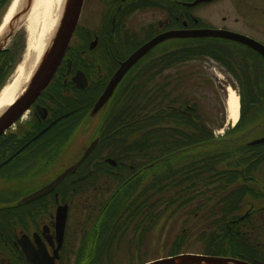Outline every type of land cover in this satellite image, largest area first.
<instances>
[{"label": "flooded vegetation", "instance_id": "flooded-vegetation-1", "mask_svg": "<svg viewBox=\"0 0 264 264\" xmlns=\"http://www.w3.org/2000/svg\"><path fill=\"white\" fill-rule=\"evenodd\" d=\"M210 7L213 9L208 14L212 17L203 14ZM169 31H212L218 35L163 40L126 73L120 84L148 54L161 56L189 50L201 54L198 60L211 59L214 73L203 71L199 76L209 74L211 84L236 85L240 92L246 91L252 107V114H248L263 121L264 0H84L79 20L49 83L30 104L21 124L0 136V264H70L72 243L80 235V231H74V222L71 224L74 196L84 202L76 211L77 221L84 220L77 226L83 225L85 235L81 243H74L80 245L75 264H92L105 256L113 260L119 254L117 250L112 253V248L125 240L136 250L139 243L143 246L141 253H149L148 237L153 233L150 205L157 194L151 184L154 174L147 173V193L136 204L107 206L119 192L122 177L128 182L140 176L135 163L140 160L122 158L114 145V132L110 135L116 113L109 108L117 89L95 115L91 116V111L121 63L142 45ZM181 64H162L151 73L157 80L163 74L162 80L170 78L173 83L177 78L176 82L181 83ZM218 70L224 75L222 81L217 77ZM243 109L242 103V116L247 120ZM227 125L229 129L236 127L230 120ZM90 129L92 138L87 134ZM84 136L86 142H82ZM95 140L92 152L74 173L54 189L25 200L78 163ZM151 165H145L147 172ZM109 177L115 183L106 187L104 178ZM114 202L119 203L118 199ZM64 206L67 221L60 242L58 213ZM87 206L90 210H86ZM249 215L250 211H246L243 216ZM204 219L196 225L199 231L189 241L203 236L200 224L206 223ZM241 233L248 237L242 229ZM73 235L76 239L69 240ZM106 244L114 245L102 255L100 247ZM248 260L257 261L253 257Z\"/></svg>", "mask_w": 264, "mask_h": 264}, {"label": "trees", "instance_id": "trees-1", "mask_svg": "<svg viewBox=\"0 0 264 264\" xmlns=\"http://www.w3.org/2000/svg\"><path fill=\"white\" fill-rule=\"evenodd\" d=\"M11 2L12 0H0V24ZM24 36V33L17 32L12 39L11 46L0 53V92L21 60L22 51H24L25 47ZM200 55L189 50H180L179 52L166 53L161 56L148 54L128 75V78L118 86L111 107L116 114L112 117L111 126L114 130L110 135L114 132V145L121 152L122 158L129 157L132 161L140 160L139 163L135 162L136 167L140 169V176L137 175L132 180H128V182H125L124 177H122L119 192L116 193L107 206L119 207V204L121 208L130 206L145 196L148 190L147 173L149 172L154 174V179L151 183L152 188L157 192L154 195V199L163 198L170 190L179 193L178 189L181 188L182 193H177V197L174 198L177 201L184 198L188 201L190 198H194V196H188L189 193L186 194L185 191L195 192L201 186L209 185L210 183L217 184L218 180L223 184L226 180L229 181L239 174L237 170H232L229 173L221 170L214 171V168L220 165V160L229 158L228 155H225V152H231V150H235V147H226L222 150L213 149L196 154V151L201 148L211 149L214 147L212 142L216 139L212 135V130L209 129L208 120L201 115L200 109L194 103L178 101L180 94L175 93V97L173 99L170 98V91L176 87L177 78L172 83L170 78L162 80L163 76H160V80H157V76L151 73L152 69L161 67L162 64L176 62L177 56H180L177 62L182 63L197 60ZM145 81L149 82L146 83ZM181 88L182 86L178 87L179 90ZM251 119L252 121L249 125L253 126L257 120H253V117ZM247 121L242 116L236 128L227 131L229 132L227 135H231V139H228L229 142L233 141L236 144H242L238 141L242 139L240 134L246 132L245 124ZM137 135L138 137H136ZM245 148L250 149L251 147L247 145ZM203 156L210 157V159L205 160L206 158H203ZM245 157L252 159L249 160L250 164L254 161L260 165L264 158V149L255 153L252 151V157H249V152L246 151ZM148 162L152 163V165L147 172L145 165ZM137 181H139V185L136 188ZM224 187L226 186H221L220 188ZM239 188L236 189L243 191L247 187L240 188L241 190ZM255 189L250 185L248 190L245 191V197L242 196L243 194H240V196L232 194L229 197L226 196L220 203L219 201L214 202L221 205L219 210H222L220 215L225 216L224 226L223 229L218 227V236L216 237L214 230H212V233H203L202 237L206 236V241L204 242V251L206 253L214 252L216 255L233 256L242 259L253 257L264 262L261 255L262 251H256L254 246L251 245L256 241L253 235L250 236L253 238L251 239L249 237L250 234L247 232L248 237L241 233L240 225L236 223L237 214L246 210L247 197L251 196V198H254L253 194L255 192L253 190ZM199 193L202 194V192L197 191V194ZM114 199H118L119 203L114 202ZM255 199L258 200L259 197H255ZM187 201L184 200L182 205L187 204ZM160 204L158 203L156 206ZM168 206L180 207L181 204L179 205V202L175 201L174 203L172 201ZM250 207L257 209L254 205L247 208ZM255 211L262 212L261 209ZM162 214H165V210L164 213H159V211L156 214L154 213L152 218L154 225L162 218ZM209 221L210 226L208 228H212L215 220L211 217L209 218L208 215L204 222L208 223ZM184 230L175 238L169 254L183 251L186 242L193 236L192 231ZM109 247L110 244L109 246L108 244L101 246V254L105 255ZM105 257H98L91 263L106 264L109 257L106 259Z\"/></svg>", "mask_w": 264, "mask_h": 264}, {"label": "rangeland", "instance_id": "rangeland-1", "mask_svg": "<svg viewBox=\"0 0 264 264\" xmlns=\"http://www.w3.org/2000/svg\"><path fill=\"white\" fill-rule=\"evenodd\" d=\"M21 4L16 9V14L19 11H21ZM31 8L32 7L27 9L23 15H20L19 17H17V20L14 21L13 18H11L9 21L10 23H14L17 25L18 32H22L25 34L24 36L25 47L23 49L24 51H22L21 60L16 66V69L14 73L12 74L13 76H11L10 79L8 80L7 85L10 82H12L16 76H18L20 72V67L24 64H27V62L30 61L28 60L30 59V50H29L30 45L31 43L32 44L34 43L36 39V35H39L41 33V27L43 26V23H44L42 8L40 9L41 12L37 17L32 16ZM212 9L213 8L210 7L203 14L207 16H211L208 13H211ZM6 15L7 14H5V16ZM47 37L48 36H46V38ZM51 37L52 35L49 34L48 41L51 40ZM12 39L13 37L7 41V45H6L7 47L11 46ZM179 59H180V56H177L176 62ZM211 64L212 63H211L210 58L208 59L202 58L200 60L197 59V60H192L190 62H187V61L183 62L180 68L183 74L182 75L183 81L181 83H177L176 87L171 89L170 98L173 99L175 97V93L180 94L178 101L182 103L183 101H189V102L194 103V105H196L200 109L201 115L206 120H208V126L210 127L209 129L212 130V135H214L216 139L212 142L213 143L212 145L214 147L211 149L201 148L198 151H196V154H201L202 151L207 152L213 149L222 150V149H225L226 147L227 148L235 147V150H231V152H228V151L225 152V155H228L229 158L220 160V165L217 168L215 166H212V167H215L214 171L221 170L225 173H229L232 170H237L239 174H237L235 178H232L229 181L226 180L225 182H223V184H221V181L218 180L217 184L210 183L209 185L199 187L200 189L198 188L199 190L197 189V191L202 192V194L200 193L197 194V191L195 192L185 191L186 194L189 193L188 196H194V198H190V200L188 201L185 198L180 201L175 200L174 198L177 197L176 195L178 192H175L173 190H170L168 193H166V196H164L163 198L161 199L157 198L156 200H154V202L151 203L150 205V209L152 210L153 216L156 211L164 213V210H165L166 213L164 215L162 214L164 217L162 216L163 218H161L157 222L158 226H157V223L155 225L153 224V220L151 221V225L153 227L152 229L153 233L151 234V236L148 237L149 253H147L146 250L145 252L143 251V253H141L140 248L143 246H141L139 243L137 244V246H139L138 248L139 250L138 249L136 250V247L134 244L129 246L128 242L125 240L121 244L118 242L119 247L112 248L111 250L112 253H114V251L117 250V254H119V256L114 258L113 260L111 259V257L109 258L105 257V259L107 258L108 260L106 264H141L142 262H145V261H151V260H155L161 257H165L166 254H169L170 247L172 246L175 238L178 236V234H180L182 230L185 229L188 231H192L191 233H194V232L197 233L199 229L198 228L195 229L196 225L202 222L201 221L202 219L204 218L206 219L208 215L211 216L213 220H215V223L213 224L212 228H208L210 221L208 223L200 224V226L202 225L201 231H204L206 234V233H212V230L214 229L215 233H217V231L219 230L218 227L223 229V226H224L223 222H224V217H225V216L220 215V212L222 210H219V207L221 206L219 203L224 198H226V196L229 197L232 194H235L238 196H240V194H243L242 196L245 197L246 196L245 191L248 190V186L250 185L256 189L253 190L255 192V194H253L254 198H251V196L247 197V207L254 205L257 209L246 207L245 208L246 210L244 212L240 213L241 212L240 211L239 212L240 214H237L238 216L236 217L237 218L236 223H238L242 227L241 229L243 231L247 232L248 234H253V238H255L256 241L252 243L251 245L254 246V249H256V251L259 250V251H262V253H264V248L260 247L264 245V158L260 165H258L259 163H255L254 161L252 162V164H250L249 160H252V159H249L248 157L244 158V154L246 153V151L249 152V157H252V151L254 153L256 151H263L264 143L260 144L259 146V145H249V142L255 138L264 136V122L258 118L253 117V120H257L253 124V127L255 128L252 129L253 127L249 125V123L252 121L251 119L252 116H250L252 114L250 112L252 107L249 106L250 102H249V98L247 97L246 91L242 89L241 90V92L243 93L242 94L240 90H238L236 85L230 86L229 84L219 85L220 83L218 84L209 83L207 78H210V75L214 73V71H212ZM203 71H205L206 74L208 72L210 75L203 74L202 76H199V72H203ZM159 76H163V74H160ZM223 76H224L223 73L218 70L217 77L219 78L220 81H222L221 78ZM215 77H216V74L215 76L214 75L212 76V79ZM145 82L147 83L148 81H145ZM179 86H182L181 90L178 89ZM230 88L234 89L235 92L239 95L240 102H241V99L243 100L242 101V103L244 104L243 113L248 118L247 119L248 121L245 124L246 132H244V134L243 133L240 134V137H242V139H239L238 141L239 143H242V144H236L235 142L233 141L229 142L228 140V139H231V135H227L229 134V132L227 131L230 130L228 128L230 126L227 125V122L229 120L227 99L229 97ZM258 103L261 104L262 102H258ZM111 107L109 109H111ZM240 111H242L241 104H240ZM249 112L251 114H248ZM96 121L97 120H94V123H96ZM230 121L233 123L231 119ZM20 124H21V120L16 122V124L13 127L19 126ZM91 130L92 129H90V131L87 133L89 136H91ZM85 136L82 138V142L85 141L86 139ZM136 137H138V135ZM90 138H92V136ZM247 145L250 146L251 148L250 149L245 148V146ZM203 155H207V154H203ZM203 158H206L205 160L210 159V157H207V156H203ZM69 160L70 158L68 159V161ZM257 166L258 168L256 169ZM61 167L62 165L57 166V170L61 169ZM112 179L113 178L111 177H109L108 179L104 178L106 187H108V185L115 183L114 181H112ZM225 179L227 178L225 177ZM221 186H226V187L220 188ZM239 187L240 188L247 187V188L243 189V191H238L236 188H239ZM178 191L180 194L182 193L181 188H179ZM212 191L216 192V193L213 192L214 197L211 194ZM255 197L256 198L259 197V199L256 200ZM78 198L79 197L75 198V196L73 198L74 203L72 202L73 203L72 207H74V210H73L74 220L72 219L71 224L74 222V231H80V235L77 240H75L76 239L75 235L72 236L73 237L72 239L69 238V240L71 241L75 240L77 244L79 242L81 243L82 241L81 239H83L85 236V235H82L84 232V229L82 228L83 225L82 226L78 225L79 227L77 226V223L78 224L84 223V220L81 222L77 221L76 209H81L82 206L84 205V202H82V200H79ZM184 200L187 201L188 203L185 205H182ZM172 201H174V203L175 201L179 202V205L181 204V206L180 207H177V206L169 207L168 205H170ZM218 201H219L218 203L219 205L215 204ZM158 203H161V204L156 206ZM147 205L148 203L145 204L144 207H146ZM199 207L201 209H199ZM258 209H261L262 212L255 211ZM86 210H90L88 206ZM246 211H250V215L247 217H244L243 215H245ZM191 212H194V213H191ZM174 213L176 214L174 215ZM87 226L89 227L90 225H87ZM154 226H156V228H154ZM71 229L69 230V235L71 234ZM205 237H201L200 239H198L197 237L192 238L190 241L186 242L183 251L186 253H202L205 249V244H204V242L206 241ZM74 243H72V246H71V250L73 251L72 254L74 255L72 257V261L70 262V264H75V261H74L75 257L78 255L79 250H80V245H77ZM110 245H114V244H110ZM262 253L261 255L263 256V259H264V254ZM109 260H111V262H109Z\"/></svg>", "mask_w": 264, "mask_h": 264}, {"label": "water", "instance_id": "water-1", "mask_svg": "<svg viewBox=\"0 0 264 264\" xmlns=\"http://www.w3.org/2000/svg\"><path fill=\"white\" fill-rule=\"evenodd\" d=\"M32 0H22L21 11L17 14H24L27 9L30 8ZM84 0H67L65 10L62 15L61 22L55 36L51 37L52 45L48 49V53L43 59V63L37 68L31 81L28 83L26 90L21 93L15 103L10 106L0 116V136L8 130L28 109L30 104L39 95L43 88L49 83L52 74L55 72L59 61L61 60L67 45L72 36L73 30L79 20V16L83 7ZM17 25L14 23H8L5 25L0 35V53L6 48L7 41L11 39L17 32ZM217 33L212 31H169L167 33L158 35L152 40L148 41L134 53H132L125 61L121 63L120 68L113 75L106 89L98 99L91 116L95 115L113 96L118 85L126 75V73L144 57L149 51L162 42L163 40L174 37H198V36H212ZM218 35V34H217ZM264 136L254 139L250 142L251 145L263 144ZM97 144V140L93 141L90 147L87 149L84 156L78 163L69 167L63 173H61L53 182L44 188L36 191L35 193L27 196L25 200H32L36 197L43 195L44 193L57 187L68 175L74 173L82 164L84 159L92 152L93 148ZM58 213V237L60 242L63 241L64 231L67 221V210L64 206ZM144 264H253L240 258L231 256H219V255H206L202 253H182L174 256H167L148 261Z\"/></svg>", "mask_w": 264, "mask_h": 264}, {"label": "bare ground", "instance_id": "bare-ground-1", "mask_svg": "<svg viewBox=\"0 0 264 264\" xmlns=\"http://www.w3.org/2000/svg\"><path fill=\"white\" fill-rule=\"evenodd\" d=\"M66 2L67 0H32L30 6L32 7V16L37 17L42 8L44 23L41 27V33L36 35L34 43L30 45V59H28L30 61L20 67L18 76L0 92V116L12 106L19 95L26 90L37 68L43 63L42 61L47 55L49 47L52 45V41H48L49 34L53 37L55 36V31L61 22ZM19 3L21 4L22 0H12L10 10L0 24V35L11 18L15 21L17 17L20 16V14H16V9L20 6ZM46 36L48 37L46 38ZM229 91V97L227 99L228 115L229 119H231L233 123H236L240 114V98L234 89L230 88ZM138 185L139 181L136 183V188ZM25 186H27V184Z\"/></svg>", "mask_w": 264, "mask_h": 264}]
</instances>
